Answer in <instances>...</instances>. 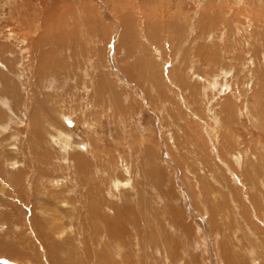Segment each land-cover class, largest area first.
Wrapping results in <instances>:
<instances>
[{
    "label": "rangeland",
    "instance_id": "obj_1",
    "mask_svg": "<svg viewBox=\"0 0 264 264\" xmlns=\"http://www.w3.org/2000/svg\"><path fill=\"white\" fill-rule=\"evenodd\" d=\"M4 244L264 264V0H0Z\"/></svg>",
    "mask_w": 264,
    "mask_h": 264
},
{
    "label": "bare ground",
    "instance_id": "obj_2",
    "mask_svg": "<svg viewBox=\"0 0 264 264\" xmlns=\"http://www.w3.org/2000/svg\"><path fill=\"white\" fill-rule=\"evenodd\" d=\"M204 27V26H203ZM48 29V28H47ZM49 30V29H48ZM50 31V30H49ZM51 31H53V30H51ZM47 32V31H46ZM53 33V32H52ZM214 88V87H213ZM69 145H70V143H69ZM70 148H71V145L69 146ZM93 209H95V208H93ZM131 210V209H130ZM71 217V216H70ZM57 219V218H56ZM61 219V218H60ZM55 220V219H54ZM72 220V219H71ZM60 229V228H59ZM69 232V231H68ZM71 233V232H70ZM31 234V233H30ZM80 234V233H79ZM40 235V234H39ZM58 236H61L62 237V234H61V230H59L58 231V234H57ZM37 236V235H36ZM77 238V237H76ZM42 240V239H41ZM38 242H40L41 243V241H39L38 240ZM7 246L8 245H6V244H4V245H1L0 246V248L1 249H3L4 248V250H6L7 251ZM6 248V249H5ZM50 248V247H49ZM48 251H50V259H52V258H55V259H57L56 257H55V255H54V250H51V248H50V250H48ZM8 253V252H7ZM18 253V252H17ZM14 256V255H13ZM18 257V256H17ZM21 258V257H20ZM23 259H21V261H22ZM18 261V260H17ZM20 261V262H21ZM2 263V262H1Z\"/></svg>",
    "mask_w": 264,
    "mask_h": 264
}]
</instances>
